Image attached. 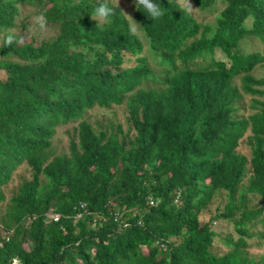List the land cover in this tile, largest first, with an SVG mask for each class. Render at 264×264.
<instances>
[{"label": "trees", "instance_id": "1", "mask_svg": "<svg viewBox=\"0 0 264 264\" xmlns=\"http://www.w3.org/2000/svg\"><path fill=\"white\" fill-rule=\"evenodd\" d=\"M120 1L107 0L115 14L96 22L105 0H0V264H264L246 241L253 235L264 246V102L231 127V99L207 91L205 129L187 134L177 122L184 109L174 115L167 101L189 104L176 75L159 80L160 96L140 88L158 74L141 64L148 55L173 64L167 44L177 42L179 58L189 52L188 62L218 44L236 47L227 27L255 12L257 0H189L190 13L177 0H153L163 12L155 20L134 0H124L127 11ZM121 10L139 23L136 34ZM254 21L264 28V13ZM194 34L202 45L195 54L194 43L178 48ZM246 64L238 58L233 68ZM95 107L124 110L127 129L92 123L84 116ZM155 107L160 123L151 128L143 121ZM78 121L67 152L56 154L57 129ZM249 122L243 152L240 126ZM157 130L169 146L148 140ZM22 165L30 177L21 175L8 196ZM219 220L231 230L225 237L212 229ZM259 222L263 231L251 234L248 224Z\"/></svg>", "mask_w": 264, "mask_h": 264}, {"label": "clouds", "instance_id": "2", "mask_svg": "<svg viewBox=\"0 0 264 264\" xmlns=\"http://www.w3.org/2000/svg\"><path fill=\"white\" fill-rule=\"evenodd\" d=\"M177 2L181 3L182 5H185L186 11H188L189 13L194 10L189 0H177ZM219 6L221 7L220 9ZM134 7L136 10L141 7L146 9L149 16L153 20L158 19L163 15V12L160 9L159 5L155 4L153 0H134ZM215 8L221 11L222 9H224V6L220 3L217 4ZM121 12L124 13V15L130 22V33L133 35L136 34L138 31L137 26L139 23L135 21V19L127 12H124L123 10H121ZM260 12L264 13V5L262 6V0H257V9L255 12H244L240 16V20L236 21L234 19L227 27V39L236 42V47L239 48V56L233 53V50L236 47H228L224 44L217 43V47H211V50L209 52L194 56V59L188 62L187 58L189 52H187L183 56V58H179L177 55L178 50L176 48L178 44L177 42H175L176 44L174 45L167 44V49H169V52L174 54V62L172 65L168 62H165V64L161 63L159 58L161 53L157 55L153 54L154 56L152 54L148 55L146 63L141 62V64L145 68H149V70L152 69L158 72V74L155 75V78L149 77L148 79L147 77H144L142 79L140 88L144 89L145 91L152 93L156 92L159 93L160 96V93L165 88L160 84L159 80L166 75L167 77L173 74L177 76L176 79L179 81L180 84L175 81L174 83L181 86L183 101L188 102L189 104H183L178 100H172L169 98H167V101L168 105H171V111L173 114L176 106H180L184 109V111L177 117V122L178 127H181V129H187V134H194L195 132L203 131L205 129V123H207V116L204 119L203 116L199 114V107L204 101L207 91L222 92L226 95V97H229V99H231L232 109H230V111L231 119L233 121L226 123L231 127L236 121H246L247 119H250L252 114H254L256 111L255 107L259 106L261 103L264 102V28H262V26L256 25V21H254V17ZM218 13L219 12L217 11L216 14L212 13L211 15L215 16ZM114 14V8L109 7L107 0H105V2L98 3L97 7L94 10V15L91 18L93 21L96 22H106L107 19ZM209 16L210 15H205L206 18L204 17V20H202V17L201 19L198 18L197 20L202 25H205L207 21H209ZM36 21L40 24V27L43 28L44 17L42 15L36 17ZM200 30L203 29L201 28ZM13 41L14 37L11 34L7 35L5 43L7 45H11ZM197 42V36H195L194 34L193 36L187 38L185 43L182 42L178 48H180L181 50H187L186 46L194 43L193 45L195 46L193 53L195 54V52L202 46L196 45ZM18 43H23V39L18 41ZM238 58L247 60L249 65H240L236 68H233V64L237 61ZM248 58H251V63L253 66H250ZM183 60L186 61L184 62ZM244 66L245 68L241 70V68H243ZM222 71L226 73L223 77H220L219 73ZM225 83H227V87ZM208 88L209 90H205ZM210 98L211 100L216 102V100L211 95ZM159 100L162 101L161 97H159ZM188 109H191L192 111L187 114L185 111H187ZM102 110L108 111L110 109ZM220 110H222L223 113V109L220 108ZM149 114L150 115L148 122L144 120L143 124H147L151 128L158 126L160 123V117L157 112V108L155 107ZM108 121L120 122L125 129H127L128 127L126 118L124 123L115 118L114 120L109 119ZM76 123L78 125L79 121ZM76 123H70L69 126L73 124L72 127H76L77 125L74 126V124ZM248 124L249 126L247 130H243L240 126V129L244 132V135L242 137L240 147L238 149L243 152H246L245 145L253 134V125L250 122ZM65 127H68V125H66ZM67 131L69 130L65 131L66 134ZM132 131L134 134L135 131L133 127ZM155 136L157 143L169 146L168 141L166 139V135L163 134L161 136L159 130H157V133H153L148 140L153 139ZM69 139L70 137L68 136V145H70ZM47 216L54 222H59L61 218V215L54 212L52 209L48 211ZM216 223H224V221H214L213 224ZM248 228L250 229L251 234H254L258 231H263V226L260 222L259 224L249 223ZM235 237H237V235H234V238ZM246 241L249 245L248 249L253 254V256H257L258 258L260 256H264V246L257 245V240L255 236L252 235L249 239H246ZM252 247L255 248L251 249ZM261 248L263 250V253L256 255L252 252V250L254 249Z\"/></svg>", "mask_w": 264, "mask_h": 264}, {"label": "rangeland", "instance_id": "3", "mask_svg": "<svg viewBox=\"0 0 264 264\" xmlns=\"http://www.w3.org/2000/svg\"><path fill=\"white\" fill-rule=\"evenodd\" d=\"M119 5L121 6V8H123L124 11H127V9H129L128 4L124 0L120 1ZM220 8L221 7L219 6V9ZM213 18H214V15H210L208 20L211 21L213 20ZM84 117L90 120L94 124L101 123V124L106 125L109 119L114 120V118L120 120L122 123L125 122V112L124 110L120 108H115V109H110L108 111H105V110H102L101 108L95 107L93 110L88 111ZM75 125H77V123L74 124V126ZM72 126L73 124H71L70 126L68 124V127L62 126L59 129H57V133L55 135V138L53 139V147H55L56 149V154L67 152L68 135L66 134L65 131L69 130L70 132H72ZM21 175L30 177L27 170H25L24 165L19 167V169L14 174L12 180L10 181L8 187L5 189V192L7 193L8 196H10L11 190L14 189L16 186H18V184L20 183ZM212 227L214 231H216V233L222 234L221 235L222 237H225L226 234L231 231L228 225L224 223H216V224H213ZM215 245L220 246V249L222 252H226L227 248L223 246L220 240L219 242L215 240ZM253 248L255 247H252L251 249ZM252 252L257 255V254L263 253V250L262 248L254 249L252 250Z\"/></svg>", "mask_w": 264, "mask_h": 264}]
</instances>
